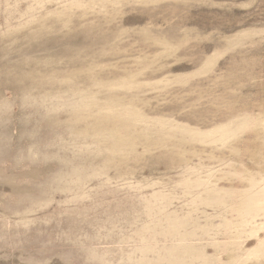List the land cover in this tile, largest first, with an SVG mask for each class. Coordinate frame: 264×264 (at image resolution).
Listing matches in <instances>:
<instances>
[{
	"label": "rangeland",
	"instance_id": "obj_1",
	"mask_svg": "<svg viewBox=\"0 0 264 264\" xmlns=\"http://www.w3.org/2000/svg\"><path fill=\"white\" fill-rule=\"evenodd\" d=\"M0 264H264V0H0Z\"/></svg>",
	"mask_w": 264,
	"mask_h": 264
}]
</instances>
